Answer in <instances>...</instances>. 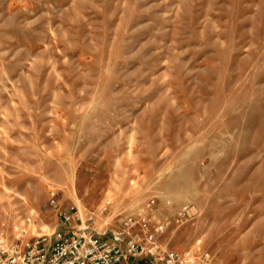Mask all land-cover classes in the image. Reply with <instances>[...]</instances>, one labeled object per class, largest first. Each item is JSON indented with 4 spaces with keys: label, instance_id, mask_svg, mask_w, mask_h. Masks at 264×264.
I'll return each instance as SVG.
<instances>
[{
    "label": "rangeland",
    "instance_id": "1",
    "mask_svg": "<svg viewBox=\"0 0 264 264\" xmlns=\"http://www.w3.org/2000/svg\"><path fill=\"white\" fill-rule=\"evenodd\" d=\"M58 208L264 264V0H0V232Z\"/></svg>",
    "mask_w": 264,
    "mask_h": 264
},
{
    "label": "built area",
    "instance_id": "2",
    "mask_svg": "<svg viewBox=\"0 0 264 264\" xmlns=\"http://www.w3.org/2000/svg\"><path fill=\"white\" fill-rule=\"evenodd\" d=\"M111 204L107 199L100 213L104 215ZM57 213L62 223L51 233L31 235L26 223L15 227L13 239L0 232V264H215L202 247L179 251L163 245L165 224L152 216H130L121 228L106 230L93 216L73 225L78 208H58Z\"/></svg>",
    "mask_w": 264,
    "mask_h": 264
}]
</instances>
